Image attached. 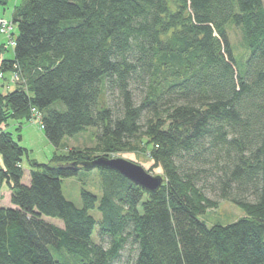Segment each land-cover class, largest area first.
<instances>
[{
	"label": "trees",
	"instance_id": "trees-1",
	"mask_svg": "<svg viewBox=\"0 0 264 264\" xmlns=\"http://www.w3.org/2000/svg\"><path fill=\"white\" fill-rule=\"evenodd\" d=\"M11 16L18 32L12 56L0 44V71L19 79L0 92V182L11 190L0 264H113L128 243L132 264H264V0H22ZM229 22L250 50L243 71ZM33 106L55 144L90 127L98 141L29 157L24 181L29 149L7 125ZM96 148L148 151L163 183L101 168L102 195L83 187L77 205L61 181ZM208 189L245 213L207 224L200 214L218 203Z\"/></svg>",
	"mask_w": 264,
	"mask_h": 264
},
{
	"label": "rangeland",
	"instance_id": "rangeland-1",
	"mask_svg": "<svg viewBox=\"0 0 264 264\" xmlns=\"http://www.w3.org/2000/svg\"><path fill=\"white\" fill-rule=\"evenodd\" d=\"M22 0H7L5 3H0V17L10 18L12 15V9L14 4L21 2ZM18 27L14 26V35L17 34ZM228 34L230 41L234 48V54L236 62L241 69L244 70V64L249 55V48L244 42L243 32L239 25L234 22L228 23ZM6 44L7 49L4 53L6 56L13 55V46L9 44L8 35L0 29V44ZM8 78V79H7ZM104 81V80H103ZM14 82L11 80V72H7L5 78L0 76V92H6L9 89L14 87ZM104 84L102 85V90L104 92ZM104 94L102 93L101 100L103 99ZM59 104H61L59 102ZM22 121L21 129L18 131L17 127ZM7 128L12 130L17 137V133L20 132L22 138L20 142L29 149V155L24 154L22 158V163L25 168H29V157L35 158L38 161H49L53 156L55 151H67L71 147L85 148L89 147L94 150V147L97 145V134L95 127H90L86 130L80 131L74 135H65L59 145L55 144L50 138L46 135L44 128L41 126L38 118L33 116L31 119H17L11 118ZM136 149H123L119 151L111 152V156H122L133 161H136L147 168L150 172L156 174L161 173L162 170L159 166L150 168L152 165V158L150 157L148 151ZM95 154L103 155L102 149L96 148L94 151ZM0 161H2V155L0 153ZM27 178V177H25ZM104 182V171L99 167H93L91 169L80 168L76 174L64 176L61 181L63 193L71 200H73L77 205H82L81 189L83 187L90 189L97 193L99 197L104 191L103 187ZM3 186L5 183L3 182ZM208 196L218 199V203L215 206L208 207L203 213L200 214V217L203 218L207 224L211 225L216 222L227 223L238 219L245 212L243 208L236 202L228 198H220L216 193L206 190ZM250 198L252 195L249 196ZM96 216H100L101 213L98 210H90ZM46 218L55 220L56 222H62L59 218L47 216ZM93 232L92 238L98 240V234L96 228ZM51 251L55 258L61 259L68 263H72L75 259V256L64 251L51 246ZM135 248L131 246L130 243L126 244L121 251V255L117 258L113 264H132L133 257L135 256Z\"/></svg>",
	"mask_w": 264,
	"mask_h": 264
},
{
	"label": "water",
	"instance_id": "water-1",
	"mask_svg": "<svg viewBox=\"0 0 264 264\" xmlns=\"http://www.w3.org/2000/svg\"><path fill=\"white\" fill-rule=\"evenodd\" d=\"M93 167L117 170L131 181L151 190L158 189L164 181L163 174H154L142 164L122 156L99 155L83 161L80 165V168L85 169Z\"/></svg>",
	"mask_w": 264,
	"mask_h": 264
},
{
	"label": "built area",
	"instance_id": "built-area-1",
	"mask_svg": "<svg viewBox=\"0 0 264 264\" xmlns=\"http://www.w3.org/2000/svg\"><path fill=\"white\" fill-rule=\"evenodd\" d=\"M14 26H15V22L13 21L12 16L10 18L0 17V29L8 35L10 45L15 44V38L13 35ZM0 76H3L2 71H0ZM17 79H19V74L17 71H13L11 74V80L16 81ZM31 109L33 112V116H36V118H38L39 122L41 123V126L43 127V124L41 122V113L35 106H33Z\"/></svg>",
	"mask_w": 264,
	"mask_h": 264
},
{
	"label": "crops",
	"instance_id": "crops-1",
	"mask_svg": "<svg viewBox=\"0 0 264 264\" xmlns=\"http://www.w3.org/2000/svg\"><path fill=\"white\" fill-rule=\"evenodd\" d=\"M21 164L23 166V170H24V177L23 180L27 181L28 180V176H29V171H30V167L29 168H25L22 161ZM27 177V178H25ZM3 182L5 183V186H3ZM0 203L4 204V205H8L10 204V195H11V190L9 189L6 181H2L0 182Z\"/></svg>",
	"mask_w": 264,
	"mask_h": 264
}]
</instances>
